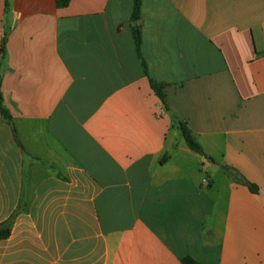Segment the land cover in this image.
Segmentation results:
<instances>
[{
	"label": "crops",
	"instance_id": "1",
	"mask_svg": "<svg viewBox=\"0 0 264 264\" xmlns=\"http://www.w3.org/2000/svg\"><path fill=\"white\" fill-rule=\"evenodd\" d=\"M0 93V264H264V0H0Z\"/></svg>",
	"mask_w": 264,
	"mask_h": 264
},
{
	"label": "trees",
	"instance_id": "2",
	"mask_svg": "<svg viewBox=\"0 0 264 264\" xmlns=\"http://www.w3.org/2000/svg\"><path fill=\"white\" fill-rule=\"evenodd\" d=\"M142 1L143 0H133V19L136 21H138L140 19V13H141V9H142ZM70 2H71V0H57V6H58V8L63 9V8L68 7ZM134 36H135L136 50H137L138 56L141 57V54H140L141 33H140V30L138 28L135 29ZM143 65H144L145 74H146V76H148L147 66L145 63H143ZM151 84H152V88L155 91L156 95L165 104V85L158 84L154 81H151ZM0 109H1L2 118L11 124L12 123V117L9 114L8 110H6V108L4 107V101H3V97L1 95V93H0ZM179 130L181 131L188 147L192 151L206 156L204 153V150L201 148V146L192 137L191 131L189 130V128L187 127L186 124L181 123L179 125ZM225 172L229 176H232L237 183L248 186L250 191L253 194H258V192H259L258 187L246 182L245 179L237 171H235L234 169L225 167ZM9 225H10V222H7L3 225H0V240L7 239L10 236ZM182 264H199V263L190 257H186L182 260Z\"/></svg>",
	"mask_w": 264,
	"mask_h": 264
},
{
	"label": "water",
	"instance_id": "3",
	"mask_svg": "<svg viewBox=\"0 0 264 264\" xmlns=\"http://www.w3.org/2000/svg\"><path fill=\"white\" fill-rule=\"evenodd\" d=\"M194 154H196V152L193 151Z\"/></svg>",
	"mask_w": 264,
	"mask_h": 264
}]
</instances>
